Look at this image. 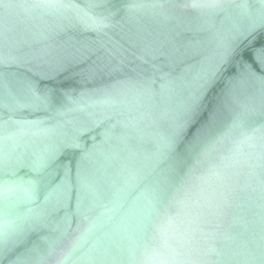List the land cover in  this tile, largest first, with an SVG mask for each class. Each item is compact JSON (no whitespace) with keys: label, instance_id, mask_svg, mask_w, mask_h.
Instances as JSON below:
<instances>
[{"label":"water","instance_id":"water-1","mask_svg":"<svg viewBox=\"0 0 264 264\" xmlns=\"http://www.w3.org/2000/svg\"><path fill=\"white\" fill-rule=\"evenodd\" d=\"M0 264H264V0H0Z\"/></svg>","mask_w":264,"mask_h":264}]
</instances>
